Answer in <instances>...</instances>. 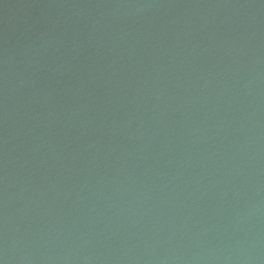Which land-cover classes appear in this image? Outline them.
<instances>
[{"label":"water","instance_id":"1","mask_svg":"<svg viewBox=\"0 0 264 264\" xmlns=\"http://www.w3.org/2000/svg\"><path fill=\"white\" fill-rule=\"evenodd\" d=\"M0 264H264V0H0Z\"/></svg>","mask_w":264,"mask_h":264}]
</instances>
